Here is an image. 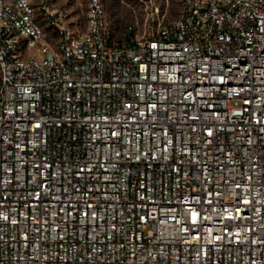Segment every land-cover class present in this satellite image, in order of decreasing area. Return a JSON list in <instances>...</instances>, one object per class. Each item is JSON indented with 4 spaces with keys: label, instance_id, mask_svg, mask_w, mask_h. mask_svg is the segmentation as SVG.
I'll list each match as a JSON object with an SVG mask.
<instances>
[{
    "label": "built area",
    "instance_id": "obj_1",
    "mask_svg": "<svg viewBox=\"0 0 264 264\" xmlns=\"http://www.w3.org/2000/svg\"><path fill=\"white\" fill-rule=\"evenodd\" d=\"M181 1L0 0V264H264V0Z\"/></svg>",
    "mask_w": 264,
    "mask_h": 264
},
{
    "label": "rangeland",
    "instance_id": "obj_2",
    "mask_svg": "<svg viewBox=\"0 0 264 264\" xmlns=\"http://www.w3.org/2000/svg\"><path fill=\"white\" fill-rule=\"evenodd\" d=\"M108 15L110 36L116 42L131 37L157 33L180 17L183 9L181 0H104ZM41 0H32L35 14L45 27L46 38L56 42L59 37L54 25L44 18L40 10ZM88 0H53L52 6L68 15L77 33L86 29ZM133 32V34H129Z\"/></svg>",
    "mask_w": 264,
    "mask_h": 264
},
{
    "label": "trees",
    "instance_id": "obj_3",
    "mask_svg": "<svg viewBox=\"0 0 264 264\" xmlns=\"http://www.w3.org/2000/svg\"><path fill=\"white\" fill-rule=\"evenodd\" d=\"M129 34L131 35V34H133V32H130Z\"/></svg>",
    "mask_w": 264,
    "mask_h": 264
}]
</instances>
